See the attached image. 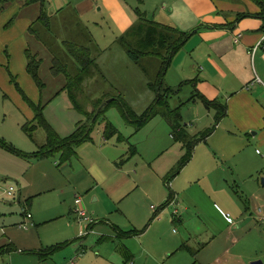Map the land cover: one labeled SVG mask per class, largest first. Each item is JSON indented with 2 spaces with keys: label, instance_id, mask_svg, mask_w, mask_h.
Wrapping results in <instances>:
<instances>
[{
  "label": "rangeland",
  "instance_id": "obj_1",
  "mask_svg": "<svg viewBox=\"0 0 264 264\" xmlns=\"http://www.w3.org/2000/svg\"><path fill=\"white\" fill-rule=\"evenodd\" d=\"M80 1L84 0H48L47 8L49 12L55 14L66 7L67 3L74 4ZM124 1L129 6H134L133 9L139 6L138 9L151 11L163 4L161 0ZM8 6L11 5L4 7V10L0 9V16L5 13ZM30 18L22 14L9 17L5 25L0 18V141L3 140L16 150L12 151L0 144V182L5 185L12 184L17 188L15 198L0 197V242L4 239L3 231L6 229L16 234L22 232L16 241L21 243L19 247L28 250L31 247L25 248L23 244L27 246L31 242L24 239V233L34 231L31 239L35 241L39 238L44 244V250L41 251L43 254H47L51 248L59 247L48 261L52 264H240L237 262V255L227 253L228 243L225 238L230 226L235 227L238 224L239 215L236 210L226 208L221 203L225 192L229 194L231 199L229 201L237 203L231 190L227 189V181L233 182L234 168L231 163H225L219 155L216 156L214 151H209L205 146H203L205 155H196L195 152L193 160L180 171L178 177H172L171 183L166 179L158 183L155 180L153 188L146 187L141 193L136 191L135 197L140 198H137L136 211L131 209L126 213L116 205L112 207L114 209H111V212L103 210V214L94 215L88 211L95 219L96 225L93 232L79 235L81 226L75 211L76 199L83 198L84 193L79 192L75 185L76 182L83 181L81 176L83 172L70 176L73 170L71 169L64 176L56 174L53 176L55 182L48 183L43 177L46 173L44 166L36 167L35 165L40 163H35L36 160L30 156L38 150V144L45 142L46 133L39 128L35 138L23 130V126L33 119L34 111L18 86L36 103L43 101L46 104L60 92L63 82V78L55 77L50 70L52 59H49L46 52L41 51V57L44 59L40 68L41 77L48 87L43 92L40 91L27 71V55H18L16 50L13 52L12 49L15 47L12 45L13 37L4 39L3 34L9 31L10 27L17 25L16 20L28 21ZM82 20L95 37L99 38L100 65L108 62L112 68H116L117 55L112 49L121 47L116 42L107 41L110 40L109 34L117 32L110 13L92 11L85 17L82 16ZM27 44L28 46L31 44L33 49L39 48V45L33 44L30 36H27ZM121 55L126 60V53L123 52ZM139 71L141 76L130 84L131 93L126 98L133 108L141 113L155 100V92L150 90L145 75L140 69ZM113 72L117 76L116 70ZM118 82L122 86L117 88L124 90L126 84L123 80ZM96 90H100L97 85L90 86L92 93ZM61 94L48 103L44 116L61 132L70 135L75 133L78 121L85 117L73 107L66 93ZM80 98L83 102L87 99L86 96ZM181 98L185 100L184 95ZM179 100L173 98L172 105L179 104ZM86 108L89 111L93 109L90 104H86ZM205 112L213 113L212 110ZM109 120L139 149V155L134 162H139L141 171L150 175L152 171L157 172L162 167L174 164V171L169 175L176 173L182 157L179 153L181 144L170 137V132L168 133L170 140H166L165 133L161 134L151 125L136 132L133 126L126 123L119 110L112 106L98 119L93 134H99L105 122ZM190 123H193V127L196 126V123L191 121ZM125 141L119 145L124 147ZM52 160V163L46 165L48 169L54 165L55 160L58 161V154L52 157ZM76 160L77 158L73 159L75 165ZM168 160L172 162L167 163ZM75 167L79 170L77 165ZM27 180L32 184L30 190L24 189ZM170 189L176 192L178 201L176 199L175 204L162 209L171 194ZM89 202L91 201L88 199ZM152 205L157 207L160 213L155 220H152L154 217ZM27 209L33 215V221H26L29 229L20 225L24 220L23 213ZM223 214H229L233 223H229ZM32 222L35 223L34 226ZM131 228H135L141 234H130L127 237L122 235V230L127 232ZM213 240V244H210ZM8 258L6 261H9ZM1 263H4V260Z\"/></svg>",
  "mask_w": 264,
  "mask_h": 264
},
{
  "label": "crops",
  "instance_id": "obj_2",
  "mask_svg": "<svg viewBox=\"0 0 264 264\" xmlns=\"http://www.w3.org/2000/svg\"><path fill=\"white\" fill-rule=\"evenodd\" d=\"M160 2L163 4L158 9L152 11L141 9V11L145 12L149 19L159 23L177 27L182 31L191 32L195 30L189 41L173 58L165 79L168 86L174 88H178L188 81L181 92L173 96L174 99L175 97L180 99L179 104L173 106V98L171 99L172 108L183 105L181 108L182 127L188 133L200 138L216 124L220 115L219 104L209 106L202 99L192 100L196 89L209 101H218L220 104L226 105L227 113L217 123L216 130L205 140L199 142L193 154V157L195 152L196 155H205L203 148L205 146L209 151H214L216 156L219 155L225 163H231L234 168L232 172L233 182L228 183L227 181V189L231 190L232 195L237 199H234L237 203L235 205L229 201L231 199L228 192L224 193L221 203L226 208L236 210L239 221L235 227L230 226V230L225 234L228 243L226 251L228 254L237 255V262L240 264H251L252 261L257 260H261L264 264V185L262 183L264 177V42L257 47L264 36V16L260 14L264 6L256 0H161ZM66 7L76 9L81 20L82 16L85 17L92 11H98V13L108 11L114 19L112 22L117 32H112V35L109 34L110 40L107 41L118 44V39L122 33L136 23L139 6L133 9L135 7L129 6L124 0H84L74 4L69 2ZM39 10L36 5L22 9L21 4L16 2L8 6L5 13L0 16L4 25L9 17L20 14L31 17L28 21L16 20L17 25L13 24L14 29L10 27L9 31H6L7 34H3L5 40L6 37L14 38L12 45L15 47L12 50L13 52L16 50L18 55L25 54L28 48V29L30 23L39 15ZM93 36L98 43L99 38L95 37L94 34ZM255 47H257L256 51L253 50ZM112 51L117 55L116 68H112L108 62L105 65L101 64V66L107 72V84L113 88L109 91L121 93L126 98L131 93L130 84L136 82L141 76L139 69L145 75L147 83L149 78L141 68L131 61L123 47L112 49ZM123 52L126 53V60L121 55ZM113 70H116L117 76ZM121 80L126 84L124 90L117 88L122 86L118 82ZM194 80L196 84L192 82ZM61 93H66L69 98L66 91ZM61 93L58 92L52 98L60 96ZM183 95L185 100L181 98ZM205 110L208 112L212 110L213 113H207ZM81 116L83 115L81 114ZM190 121L196 123L195 128ZM147 125L156 127L161 134L165 133L166 140H170L168 134L170 132V137L181 144L179 145V153L182 154V157L185 155V146L182 141L174 138L172 126L166 117L157 115L145 126ZM52 126L62 138L71 135L67 132H61L55 124ZM114 126L116 127L115 124ZM104 127L99 134H93L92 141L82 143L77 150V155L70 160L62 163L60 161L61 153H56L55 155L58 154V161L55 160L51 168L48 169L46 165L53 162L52 157L55 155L45 159L33 157L36 160L35 163H40L35 166H44L46 173L43 177L48 183L50 181L55 182L53 176L56 174L64 176L71 169L73 170H71L70 176L83 172L81 175L83 181L76 182L75 187L79 192L84 193L82 206L87 213L89 211L94 215L103 214L104 211L114 209L112 208L114 205L120 206L126 213L131 209L136 211L137 200L140 198L135 197V192L141 193L146 187L153 188L155 180L158 183L160 180L168 178L175 166L174 164L167 165L162 167L160 171H152L150 175L141 171L139 162H134L139 155V149L132 153L131 146L134 144L129 137H124L122 131L116 127L119 134L108 140L104 135ZM39 128L41 127L33 131L35 138ZM124 141L126 142L124 147L119 145ZM46 143L47 133L45 142L38 144V147L44 146ZM74 158H77L76 165L79 170L75 167ZM169 162L172 161L168 160L167 163ZM178 174L172 175L176 178ZM27 182L24 189L30 190L32 184L28 180ZM175 182L176 180L173 182L174 185ZM20 191H22L21 188ZM35 194L39 195L40 193ZM88 199L91 202L88 203ZM176 199L177 194L175 192V197L169 205L175 204ZM168 200L169 198L165 203ZM29 202L31 199L28 200ZM166 207L163 206L162 209ZM152 210L154 214L152 220H155L160 213L157 207L156 209L152 208ZM24 212L26 214L30 211L27 209ZM25 214L23 213L24 220L20 225L26 221H33V215L31 219H27ZM223 215L231 223L227 214ZM88 216L93 220L92 224L80 223L79 235L93 232L96 221L89 213ZM33 224L35 225L32 222ZM130 230H135V228ZM32 233L34 231L24 233V239L31 242L27 246L23 244L25 248L31 247L24 250L19 247L21 243L16 241L23 233L16 234L9 229L4 230V239L0 242V248L12 244L15 251L5 252L1 255L0 264H52V262H48L52 256L46 257L41 253L44 250V244L39 238L33 241L31 239ZM214 240L210 244H213ZM20 256L23 258H19ZM6 258L9 261H6ZM2 260L4 263H1Z\"/></svg>",
  "mask_w": 264,
  "mask_h": 264
},
{
  "label": "trees",
  "instance_id": "obj_3",
  "mask_svg": "<svg viewBox=\"0 0 264 264\" xmlns=\"http://www.w3.org/2000/svg\"><path fill=\"white\" fill-rule=\"evenodd\" d=\"M47 1L0 0V9L16 2H20L22 9L31 5H36L40 9L39 15L30 23V28L28 29V36L32 37L33 44L39 45V48L35 47L33 49L30 44L26 49L25 55H27L28 60L27 71L32 76L36 85L39 86L40 91L43 92L47 89L48 86H46V83L42 79L40 70L44 63L41 51L46 52L49 59H52L50 70L53 75L57 78H63L60 93L66 91L74 108L85 116L86 119L78 122L75 133L62 138L44 116V110L48 102L46 104L43 101L36 103L18 86L23 97L29 102L30 107L34 111L33 119L23 126V130L28 132L30 136H33L34 132L32 131L41 127L47 133L46 145L38 147V150L30 156L32 158L45 159L54 156L56 153H61L60 161L62 163L70 160L77 155V150L82 143L92 141L93 130L98 119L110 107L116 106L126 122L133 126L136 132H139L141 128L157 115H162L168 119L173 129L174 138L182 141L186 149V153L182 157L178 170L175 173L178 174L192 160L191 158L199 142L205 140L216 130L217 123L227 113L226 105H222L218 101H209L196 89L192 100L202 99L207 105L219 104L220 108V115L216 124L205 132L202 137L198 138V136L188 133L182 127L181 108L183 105L181 104L176 108L171 107V99L181 92V89L188 81L178 88H174L168 86L166 83V75L173 58L189 41L195 30L191 32L182 31L177 27L151 20L146 16L145 12L137 8L138 18L136 23L122 33L118 39V44L123 47L131 61L145 72L149 78V87L155 92V100L141 113H138L129 100L121 93L109 91L113 88L107 84V72L99 63L101 55L100 46L90 28L82 22L77 10L71 7H64L57 13L51 14L47 8ZM256 1L264 6V0ZM260 14L264 16V9ZM192 82L196 84L195 80ZM93 85H97L100 90L92 93L90 86ZM82 96H86L85 102L81 100L80 97ZM109 98L113 100L105 105L97 114L96 119H94L99 107ZM86 104L92 105L93 109L89 111L86 108ZM104 130L105 138L108 140L119 134V130L116 129L110 120L106 121ZM0 144L16 152L14 148L8 146L3 140L0 141ZM131 151L132 153L136 152L137 147L132 145ZM172 177L174 176L169 175L166 178L167 181L169 180V183H171ZM169 183L168 186L170 188ZM174 197L175 192L171 190L169 200L163 206L166 207L172 203ZM130 234L139 235L141 233L137 230L122 231V235L125 237ZM57 248L59 247L51 248L47 254L41 253L46 257H50ZM12 251H15V247L12 244L8 247H1L0 256L5 252L10 253Z\"/></svg>",
  "mask_w": 264,
  "mask_h": 264
},
{
  "label": "built area",
  "instance_id": "obj_4",
  "mask_svg": "<svg viewBox=\"0 0 264 264\" xmlns=\"http://www.w3.org/2000/svg\"><path fill=\"white\" fill-rule=\"evenodd\" d=\"M264 42V36L263 39L261 40V42L258 44L257 47L261 46V44ZM257 47L253 48L254 51H256ZM258 82H260V80H258ZM258 153H260V150H258ZM16 192H17V188L16 186L10 184V185H5L4 183L0 182V197H8V198H15L16 197ZM76 212L79 216V221L80 223H88V224H92V219L88 216V213L86 211V209L82 206V197H78L76 199ZM153 209H156L155 206H153ZM26 216L27 219H31L32 218V214L30 212H26ZM227 218L228 220L233 223V220L231 218V216L229 214H227ZM23 228L28 229V225L24 222L21 224Z\"/></svg>",
  "mask_w": 264,
  "mask_h": 264
},
{
  "label": "water",
  "instance_id": "obj_5",
  "mask_svg": "<svg viewBox=\"0 0 264 264\" xmlns=\"http://www.w3.org/2000/svg\"><path fill=\"white\" fill-rule=\"evenodd\" d=\"M113 99L112 98H109L105 103H103L100 107H99V109L97 110V112H96V116H95V118L94 119H96V117L98 116L97 114L99 113V111L105 106V105H107L109 102H111ZM2 181V180H1ZM262 183H263V185H264V177L262 178ZM251 264H263V262L261 261V260H257V261H252V263Z\"/></svg>",
  "mask_w": 264,
  "mask_h": 264
}]
</instances>
